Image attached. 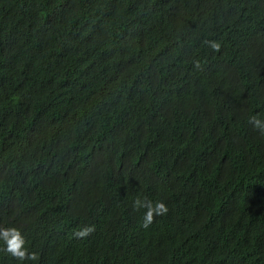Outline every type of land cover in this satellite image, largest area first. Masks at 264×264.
Returning <instances> with one entry per match:
<instances>
[{
    "label": "trees",
    "instance_id": "trees-1",
    "mask_svg": "<svg viewBox=\"0 0 264 264\" xmlns=\"http://www.w3.org/2000/svg\"><path fill=\"white\" fill-rule=\"evenodd\" d=\"M253 116L264 0H0V264H264Z\"/></svg>",
    "mask_w": 264,
    "mask_h": 264
},
{
    "label": "clouds",
    "instance_id": "clouds-1",
    "mask_svg": "<svg viewBox=\"0 0 264 264\" xmlns=\"http://www.w3.org/2000/svg\"><path fill=\"white\" fill-rule=\"evenodd\" d=\"M211 47L215 50H219V45L212 43ZM249 122L253 124L255 129H258L262 135H264V122L253 116L250 118ZM145 208L146 212L144 214V224L143 226L147 228L152 222L154 216L164 215L167 213L168 209L163 202L157 201L153 203L149 200H141L139 197L134 201V208ZM94 228L88 227L76 233L78 237H86L89 235ZM0 238H2L7 244V251L11 253L18 260L31 259L36 260L38 257L35 253L29 254L24 248V239L21 236L20 232L15 228L0 229Z\"/></svg>",
    "mask_w": 264,
    "mask_h": 264
}]
</instances>
